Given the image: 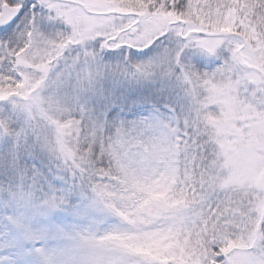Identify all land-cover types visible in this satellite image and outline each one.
<instances>
[{
	"label": "snow or ice",
	"instance_id": "6c2138e0",
	"mask_svg": "<svg viewBox=\"0 0 264 264\" xmlns=\"http://www.w3.org/2000/svg\"><path fill=\"white\" fill-rule=\"evenodd\" d=\"M0 264H264V0H0Z\"/></svg>",
	"mask_w": 264,
	"mask_h": 264
}]
</instances>
